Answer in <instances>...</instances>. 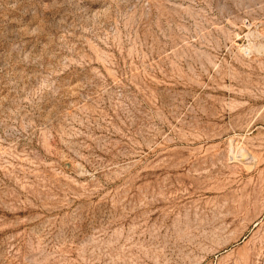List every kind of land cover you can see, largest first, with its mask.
Wrapping results in <instances>:
<instances>
[{
    "label": "rangeland",
    "instance_id": "obj_1",
    "mask_svg": "<svg viewBox=\"0 0 264 264\" xmlns=\"http://www.w3.org/2000/svg\"><path fill=\"white\" fill-rule=\"evenodd\" d=\"M0 264H264V0H0Z\"/></svg>",
    "mask_w": 264,
    "mask_h": 264
}]
</instances>
